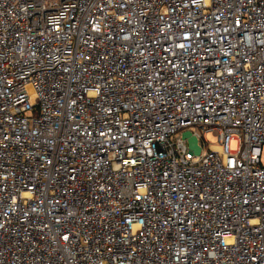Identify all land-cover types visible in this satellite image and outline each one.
<instances>
[{"label":"built area","instance_id":"built-area-1","mask_svg":"<svg viewBox=\"0 0 264 264\" xmlns=\"http://www.w3.org/2000/svg\"><path fill=\"white\" fill-rule=\"evenodd\" d=\"M263 147L264 0H0V264H264Z\"/></svg>","mask_w":264,"mask_h":264},{"label":"rangeland","instance_id":"rangeland-1","mask_svg":"<svg viewBox=\"0 0 264 264\" xmlns=\"http://www.w3.org/2000/svg\"><path fill=\"white\" fill-rule=\"evenodd\" d=\"M205 138L212 144H218L219 143V139L218 136L215 135L213 132H209L207 134H205ZM238 143L237 140L234 139L231 141V148L235 149L237 147ZM262 163L264 164V147H263V154H262Z\"/></svg>","mask_w":264,"mask_h":264},{"label":"water","instance_id":"water-1","mask_svg":"<svg viewBox=\"0 0 264 264\" xmlns=\"http://www.w3.org/2000/svg\"><path fill=\"white\" fill-rule=\"evenodd\" d=\"M184 137H188L190 146L195 150L196 153H200L201 148L198 144L197 137L192 136L190 132H185Z\"/></svg>","mask_w":264,"mask_h":264}]
</instances>
